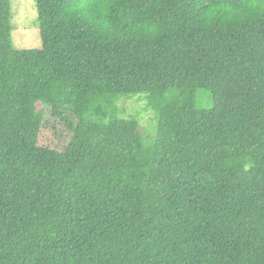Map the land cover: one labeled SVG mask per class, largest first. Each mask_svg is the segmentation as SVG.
<instances>
[{
	"label": "trees",
	"instance_id": "1",
	"mask_svg": "<svg viewBox=\"0 0 264 264\" xmlns=\"http://www.w3.org/2000/svg\"><path fill=\"white\" fill-rule=\"evenodd\" d=\"M36 5L42 46L18 49L0 0V264H264V0Z\"/></svg>",
	"mask_w": 264,
	"mask_h": 264
},
{
	"label": "rangeland",
	"instance_id": "2",
	"mask_svg": "<svg viewBox=\"0 0 264 264\" xmlns=\"http://www.w3.org/2000/svg\"><path fill=\"white\" fill-rule=\"evenodd\" d=\"M14 30L12 39L18 49H37L42 46L38 9L36 0H11ZM198 104H208L205 92L201 93ZM121 107L126 111L125 117L130 115L139 119L140 125L148 142L154 137V115L145 111L146 101L142 96H134L120 101ZM44 112V123L41 125L39 139L36 145L43 150H50L53 156L60 157L72 139L66 122L55 117L50 106H40ZM64 116L69 121L76 120L75 115L81 111L80 106L63 107ZM149 133V134H148ZM152 142V141H151ZM150 142V143H151ZM149 144V143H148ZM57 152V153H56Z\"/></svg>",
	"mask_w": 264,
	"mask_h": 264
}]
</instances>
